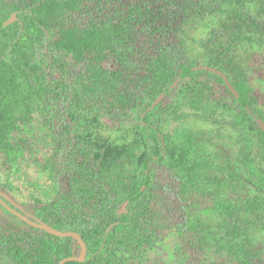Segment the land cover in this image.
<instances>
[{
    "label": "trees",
    "instance_id": "1",
    "mask_svg": "<svg viewBox=\"0 0 264 264\" xmlns=\"http://www.w3.org/2000/svg\"><path fill=\"white\" fill-rule=\"evenodd\" d=\"M234 2L239 7L229 17L238 21L237 28L262 34L264 24L251 21L246 7L259 2L264 12V0H0V152L15 160L14 122L28 124L37 112L45 116L59 144L57 186L65 176L68 188L58 187L54 201L30 212L29 218L82 237L88 247L85 261L67 264H130L156 242L157 232L143 220L141 202L152 188L153 172L161 173L162 196L182 216L175 228L194 229L185 194L191 171L170 150L163 125L164 104L185 79L206 77L224 86L237 103L251 141L264 144V115L255 107V92L247 85L243 67L237 60L215 58L204 66L215 70L201 69L186 50L192 25L222 14ZM53 51L71 55L78 69L49 63L47 52ZM37 64L47 67L44 73L36 71ZM59 70L60 76L54 77ZM193 95L200 108L204 92ZM96 108L120 121L143 108L138 128L144 159L122 194L79 134L78 113ZM243 203L227 210L226 244H215L235 264H259L263 248L258 249L261 244L253 232L260 226L264 230V199ZM7 229L0 226V253L13 264H59L82 256L76 239L30 226L25 238L8 235ZM200 241L209 245L205 237ZM131 246L138 253L119 255Z\"/></svg>",
    "mask_w": 264,
    "mask_h": 264
},
{
    "label": "rangeland",
    "instance_id": "2",
    "mask_svg": "<svg viewBox=\"0 0 264 264\" xmlns=\"http://www.w3.org/2000/svg\"><path fill=\"white\" fill-rule=\"evenodd\" d=\"M257 4L247 5L246 10L251 21L264 24V12L260 11V3ZM238 7L234 2L231 7H225L222 14L195 22L192 25L195 29L189 31L186 50L192 63L202 68H208L204 66L215 58L237 60L243 67L247 85L255 92V107L264 115V32L247 27L240 31L238 21L229 17ZM47 56L52 65L60 63L71 71L78 69L71 55L53 51L47 52ZM112 65L107 63L109 67ZM37 67L39 73L47 68L39 64ZM59 72H54V77H59ZM199 90L206 96L200 108L193 95ZM164 106V135L169 148L191 171L185 194L194 229L175 228L182 216L171 209L170 201L162 196L161 173L153 172L152 188L141 202L146 214L143 220L158 236L156 242L130 264H235L217 244H226L229 208L244 206L243 201L254 197L264 199V144L259 140L251 141L233 97L224 86L206 77L185 79ZM142 112L143 108L131 112L126 121L109 118L97 108L78 113L82 141L104 172L116 180L114 184L121 194L144 159L145 148L138 128ZM33 117L28 124L14 122L12 135L18 141L16 159L11 160L0 152V198L29 217H32L30 212L54 201L58 187L68 188L65 176H61L57 186L55 168H61V161L56 151L59 144L53 138L56 134L49 129L44 115L37 112ZM13 218L14 215L0 204V226L8 228V235H25L26 238L29 226ZM253 236L261 244L258 249L263 248L259 264H264L263 226L254 230ZM201 237H205L209 245H202ZM136 253L138 251L131 246L129 251L119 255L131 257ZM0 264L13 263L0 253Z\"/></svg>",
    "mask_w": 264,
    "mask_h": 264
},
{
    "label": "water",
    "instance_id": "3",
    "mask_svg": "<svg viewBox=\"0 0 264 264\" xmlns=\"http://www.w3.org/2000/svg\"><path fill=\"white\" fill-rule=\"evenodd\" d=\"M14 19H16V15L13 16L11 21H14ZM201 69L210 70L209 68H201ZM230 90L233 92V94L235 96H237L239 98V95H238V93L236 92V90L234 88L231 87ZM0 204L8 212H10L14 216H16V217L22 219L24 222H26L30 227L45 231V232H47V233H49V234H51L53 236L59 237V238H73V239H76V240L79 241V243H80V245L82 247V256H81V258H74V257L67 258V259L62 260L59 264H67V263H71V262H84L85 261V259L87 257V254H88V247H87L86 242L82 239V237L80 235H78L76 233H64V232H61L59 230H56V229H54V228H52L50 226H47V225L41 223L38 220L32 221L29 218V216H27L24 213H19V212L15 211L7 203H5L1 198H0Z\"/></svg>",
    "mask_w": 264,
    "mask_h": 264
},
{
    "label": "flooded vegetation",
    "instance_id": "4",
    "mask_svg": "<svg viewBox=\"0 0 264 264\" xmlns=\"http://www.w3.org/2000/svg\"><path fill=\"white\" fill-rule=\"evenodd\" d=\"M10 206V205H9ZM11 207V206H10ZM12 208V207H11ZM15 210V209H14ZM16 211V210H15ZM18 212V211H17ZM19 213H21V212H19ZM24 214H26V213H24ZM13 215V214H12ZM27 215V214H26ZM28 216V215H27Z\"/></svg>",
    "mask_w": 264,
    "mask_h": 264
}]
</instances>
